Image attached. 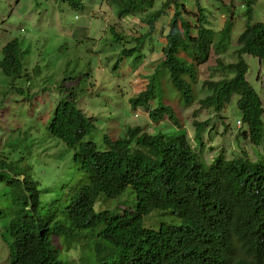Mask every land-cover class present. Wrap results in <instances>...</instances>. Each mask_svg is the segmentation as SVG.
Wrapping results in <instances>:
<instances>
[{
    "label": "trees",
    "instance_id": "1",
    "mask_svg": "<svg viewBox=\"0 0 264 264\" xmlns=\"http://www.w3.org/2000/svg\"><path fill=\"white\" fill-rule=\"evenodd\" d=\"M61 1L72 9H83L80 0ZM155 1L109 0L108 5L117 19L130 18L134 29H145L144 35L132 39L131 48L120 53L131 59L130 63L140 60L141 64L146 57L140 48L147 35H152L151 43L162 44L163 59L148 63L146 88L129 104L133 109L146 108V120L154 125L166 118L176 134L125 126L122 137H103L104 148L99 149L86 139L95 129L94 119L86 118L74 107L75 94L71 90L65 95L60 90L61 98L46 130L70 152L78 179L70 184L65 196L50 203L42 200L44 192L28 177L22 184L12 180L5 183L6 206L13 211L3 218L7 233L2 239L10 250L9 264H49L55 254L51 237L70 236L82 229H90L91 250L98 256V264H120L115 261L118 258H123V264H264V148L254 161L244 153L230 159L218 154L207 165L190 148L183 125L171 106L163 103L176 101L183 109L195 103L200 109L219 115L236 97V108L247 128L241 135L251 147L261 148L262 109L245 79L248 65L243 56L264 62V22L246 25L237 37L235 63L224 65L220 58L216 60L212 71L218 78L211 76L202 82L208 94L198 100L199 68L209 61L211 52L218 58L228 50L233 22L228 18L222 29L214 31L206 26L199 0H195L196 15L177 0H167L155 11ZM254 1L244 0L248 18ZM170 4L174 10L168 22H163ZM226 9V13L234 15L233 10ZM109 33L114 42L126 41L112 28ZM21 55L16 39L2 48L0 70L7 78H21ZM19 87L16 91L21 94ZM151 101L155 107L149 109ZM204 125L194 123L199 147ZM23 138L3 143L0 167L18 168L25 160L27 148L23 147L22 152L18 149ZM28 169L24 165L22 172ZM127 188L137 197L132 210L121 215L94 212L100 194L114 199ZM167 209L176 214L181 225H161L157 230L142 226L146 215Z\"/></svg>",
    "mask_w": 264,
    "mask_h": 264
},
{
    "label": "rangeland",
    "instance_id": "2",
    "mask_svg": "<svg viewBox=\"0 0 264 264\" xmlns=\"http://www.w3.org/2000/svg\"><path fill=\"white\" fill-rule=\"evenodd\" d=\"M80 2L83 10L72 9L61 0H0V60L2 48L14 39L18 41L22 52L20 79L7 78L0 70V151L7 140L24 137L18 149L22 152L23 147L27 148L26 158L16 169L28 166V177L46 190L44 200L47 203L66 194L71 181L77 182L75 166L70 161L71 154L60 140L50 137L46 130L49 118L61 98L60 90L64 95L73 91L77 108L86 117L94 119L95 129L86 139L93 141L99 149L104 148L103 136L110 140L120 138L125 126H138L147 132H154L157 128L158 131L169 132L172 131L169 127L173 126L167 120L154 125L146 120L147 110L140 107L133 109L129 104L131 98L146 88L150 74L148 63L163 59L160 51L162 44L156 41L151 43L152 35H147L140 48L146 57L141 64L140 60L130 63L131 59L127 60L120 53L124 48H131L134 44L132 39L144 35L145 29H134L130 18L117 19L114 9L108 5L109 0ZM166 2L156 0L153 10H159ZM177 2H183L187 11L197 14L195 0ZM199 4L203 8L206 26L214 31L222 29L228 18L233 22L231 44L218 58L223 64L236 62V38L246 25L264 22V0L254 1L249 18L245 16L244 0H199ZM225 6L233 10V16L225 12L228 10ZM173 10L174 6L170 4L163 22H168ZM134 21L139 24L137 20ZM111 28L126 41L114 42L109 33ZM119 58L122 60L119 61ZM218 58L211 52L209 61L199 68V82L210 80L211 76L214 80L218 78V74L212 71L216 68ZM243 59L248 65L245 79L259 100L264 125V62L260 63L249 55H244ZM201 82L196 88L198 100L208 94L206 89L199 87ZM19 85L23 91L21 94L16 91ZM236 100L233 97L219 115L200 109L195 103L187 109L180 108L176 101L163 103L171 106L184 127L187 140L203 161L210 163L213 156L221 153V149L224 152L229 149L226 159L240 156L245 151L253 161L263 152L264 133L261 148L246 143L247 140L241 135L244 133L242 131H246V126L237 127L240 113L235 105ZM154 106L150 103L149 108ZM195 122L205 124L200 133L201 147L198 140H193ZM134 202V195L127 188L114 199H106L100 194L94 210L122 213L126 207H132ZM180 224V219L169 209L155 210L142 220V226L151 230H157L161 225ZM0 231L3 232L1 227ZM84 242L87 245L92 243L91 240ZM82 244L80 240L72 248L76 250V253L72 250L74 254L71 255L74 264L79 263ZM7 254L0 241V264H6ZM82 258V264H97L88 246ZM59 259L64 264H70L68 254L64 251L59 252Z\"/></svg>",
    "mask_w": 264,
    "mask_h": 264
},
{
    "label": "clouds",
    "instance_id": "3",
    "mask_svg": "<svg viewBox=\"0 0 264 264\" xmlns=\"http://www.w3.org/2000/svg\"><path fill=\"white\" fill-rule=\"evenodd\" d=\"M255 2H256V0H255ZM252 5H254V3L252 4ZM243 7H245V5L243 6ZM202 8V7H201ZM203 9V8H202ZM83 10V9H82ZM246 27V26H245ZM245 27L243 28V30H242V32L244 31V29H245ZM241 32V33H242ZM240 33V34H241ZM239 34V35H240ZM239 35H238V37H239ZM236 40H237V38H236ZM219 59V58H218ZM220 60V59H219ZM221 61V60H220ZM236 61H237V58H236ZM235 63V62H234ZM231 64V63H230ZM224 65H228V64H224ZM201 82V81H200ZM200 82H198V85H199V83ZM199 87H202V82H201V84H200V86ZM198 91V90H197ZM71 93V92H70ZM72 93H74L73 91H72ZM75 94V93H74ZM75 96H76V94H75ZM75 102H76V97H74V107L76 108V109H78L77 108V106H76V104H75ZM150 103H152V104H155V102H153V101H151ZM150 103L148 104V108L150 107ZM179 105V104H178ZM180 106V105H179ZM155 107V106H154ZM181 108V107H180ZM150 109V108H149ZM185 109H187V108H185ZM78 110H80V109H78ZM145 110H147L146 108H145ZM80 111H82V110H80ZM224 111V110H223ZM82 113L84 114V112L82 111ZM85 115V114H84ZM146 115H147V113H146ZM86 118H89V117H86ZM165 120H167L166 118H165ZM168 122V121H167ZM169 123V122H168ZM243 124H242V121H241V118H240V123H238V128L240 127V126H242ZM245 126V125H244ZM195 127V126H194ZM169 128H172V131H169V132H166V133H175V131H176V129L174 128V126H170ZM168 128V129H169ZM246 128V127H245ZM157 129H159V128H157ZM183 130H184V127H183ZM160 131H163V130H160ZM185 131V130H184ZM246 131H247V128H246ZM246 131H242V132H246ZM195 132V135H196V131H194ZM152 133V132H151ZM263 133H264V129H263ZM185 134H186V132H185ZM103 137H106V136H103ZM186 137H187V134H186ZM193 140H195V136H194V138H193ZM193 142V141H192ZM248 141H246V143H247ZM188 143H189V141H188ZM249 143V142H248ZM247 143V144H248ZM189 145H190V148H192V146H191V144L189 143ZM193 145H194V143H193ZM249 145H251V143H249ZM65 146V145H64ZM196 147V146H195ZM65 148H66V146H65ZM218 148H219V146H218ZM223 148V147H222ZM221 149V148H220ZM66 150H67V148H66ZM192 150L196 153V151L192 148ZM228 151H229V149H227L225 152L223 151V149H221V153L219 154V155H223L224 157H226V155H227V153H228ZM68 152V151H67ZM70 153V152H69ZM243 153L244 154H246L245 153V151H242V153H241V155L240 156H242L243 155ZM197 154V153H196ZM259 154H262V153H259ZM259 154H258V156H259ZM197 156H198V154H197ZM240 156H235V158H239ZM247 156V155H246ZM258 156H256V157H254V160L258 157ZM70 158H71V156H70ZM201 160H202V158L201 157H199ZM215 157L213 156L212 157V160H211V162L210 163H207V162H205V161H203L205 164H207V165H210L212 162H213V159H214ZM248 158V157H247ZM249 159V158H248ZM250 160V159H249ZM253 160V161H254ZM70 161H71V159H70ZM251 161V160H250ZM18 172H17V171ZM75 170H76V167H75ZM22 169L21 170H19V169H16V168H12L11 166L10 167H7V166H1L0 167V215H1V218H2V220H0V227H1V229L3 230V232L1 233V231H0V241L2 242V246L7 250V261H6V264H9L10 263V250L8 249V246H7V244L3 241V239H2V235L4 234V233H7V231H5V229H4V225H3V218H4V216L6 215V214H8V213H12L13 211L12 210H9L8 208H7V206H6V202H7V200H8V198L6 197V191H5V189L3 188L4 187V185H5V183L6 182H8V181H10V180H12V181H15L16 183H19V184H22V183H24L25 181H26V179H27V177H28V175H27V172H25L23 175H22ZM11 176L13 179H7L5 176ZM76 177H77V179H78V176H77V171H76ZM28 179L29 180H33V179H31V178H29L28 177ZM33 181H35V180H33ZM35 182H37V181H35ZM38 183V182H37ZM39 184V183H38ZM70 184H75L73 181H71V183ZM39 186V185H38ZM70 187V186H69ZM38 189L40 190V192H44V193H42L41 194V198H42V200H44V195L46 194V190L45 189H43V188H41L40 186L38 187ZM19 190V188H17L16 187V192ZM69 190V189H68ZM127 190V189H126ZM125 192V191H124ZM123 192V193H124ZM67 193H68V191H67ZM66 193V194H67ZM66 194H64L63 196H65ZM133 195H134V193H133ZM104 197V196H103ZM104 198H106V197H104ZM107 199V198H106ZM46 201V200H45ZM134 201H136V202H134V205H136V203H137V197H136V194L134 195ZM96 202H97V199H96ZM95 202V203H96ZM47 203V202H46ZM134 205L132 206V207H126L125 209H123V211H122V213L125 211V210H132L133 209V207H134ZM94 206H95V204H94ZM93 210H94V207H93ZM168 210V209H167ZM170 210V209H169ZM102 211H109V210H102ZM155 211V210H154ZM160 211H162V210H160ZM165 211V210H164ZM172 211V210H171ZM94 212H96L95 210H94ZM97 212H101V211H97ZM109 212H111V211H109ZM111 213H113V214H115V215H121L122 213H115V212H111ZM174 214V213H173ZM174 215H176V214H174ZM181 221V220H180ZM181 225V224H180ZM90 234H91V232H90V229H82V230H78V231H75V232H73L70 236H60V237H57V236H52L51 237V244H52V246L54 247V249H55V254L51 257V259H50V261H49V264H64L60 259H59V252L60 251H64V252H66L67 254H68V257H69V263L70 264H74L73 262H72V258H71V255L72 254H74L73 253V251L72 250H74L75 251V253H76V250L75 249H72L73 248V246H76L79 242H80V240H81V242H83V244H82V246H81V251H79V257H78V260H79V263L78 264H82V262H83V258H82V253H83V251L85 250V248L88 246L89 247V249H91V247H92V244H93V240L91 239V237H90ZM82 238V239H81ZM55 240H56V242L57 243H55ZM85 240H91L92 241V243L89 245H87V243H85L84 241ZM74 242H78V243H74ZM94 254V253H93ZM94 257H95V260L96 259H99L98 258V256H95L94 255ZM115 261H117L118 263H122L123 264V258H118L117 260H115ZM97 262V261H96ZM98 264V263H97Z\"/></svg>",
    "mask_w": 264,
    "mask_h": 264
},
{
    "label": "bare ground",
    "instance_id": "4",
    "mask_svg": "<svg viewBox=\"0 0 264 264\" xmlns=\"http://www.w3.org/2000/svg\"><path fill=\"white\" fill-rule=\"evenodd\" d=\"M141 10H142V8H141ZM135 16H139V15H135ZM236 45H237V43H236ZM198 82H199V80H198ZM198 103H199V101H198ZM227 106V105H226ZM146 115V114H145ZM200 126V125H199ZM194 129H195V127H194ZM123 133V132H122ZM186 136V135H185Z\"/></svg>",
    "mask_w": 264,
    "mask_h": 264
}]
</instances>
